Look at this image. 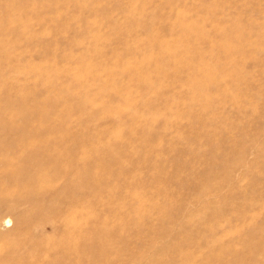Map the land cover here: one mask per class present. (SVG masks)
Listing matches in <instances>:
<instances>
[{
    "label": "rangeland",
    "instance_id": "obj_1",
    "mask_svg": "<svg viewBox=\"0 0 264 264\" xmlns=\"http://www.w3.org/2000/svg\"><path fill=\"white\" fill-rule=\"evenodd\" d=\"M198 70L223 88L200 85ZM4 107L18 113L2 141L30 129L65 142L66 162L83 157L82 264H171L198 244L212 246L198 264H242L253 247L242 215H264V0H0ZM64 180L49 206L4 195L0 216L62 220L51 208L73 192ZM103 220L118 223L121 257L96 254L105 238L91 226ZM55 224L37 232L54 241Z\"/></svg>",
    "mask_w": 264,
    "mask_h": 264
},
{
    "label": "bare ground",
    "instance_id": "obj_2",
    "mask_svg": "<svg viewBox=\"0 0 264 264\" xmlns=\"http://www.w3.org/2000/svg\"><path fill=\"white\" fill-rule=\"evenodd\" d=\"M226 60L227 61L219 60L214 65V70L219 71L220 73H222V70L224 72V69L227 68L226 63L229 61V58ZM203 64L205 63H202V65ZM228 64L229 67L230 63L228 62ZM16 73L21 77L23 72L16 71ZM197 75L198 83L206 87L207 90L213 86L216 87L217 85L219 88L224 86V83L221 84V82L218 81V78L205 80L204 77L201 76L199 70ZM142 82L145 83L143 85H147V87L149 86L145 81ZM8 87L10 89L13 87L11 91L16 95L24 94L23 87L16 88V86H11L10 84ZM64 99L67 100V97H64ZM86 103L87 101L84 100L71 102L72 105L75 104L79 109H83ZM2 111L3 113L0 115V137L2 129L12 124V122H14L13 119L18 113L8 111L6 107H4ZM113 114L117 115L118 112L115 110L113 111ZM28 115L29 113L25 116L26 123L30 119ZM42 128L44 129L46 126L43 125ZM31 131L32 130L29 129L24 133L21 139L18 138V142L13 143L11 140L2 141L0 139V179L5 170H8V172L10 171L9 178L6 180L8 182L5 183L6 181H3L6 177L0 181V204H2L1 201H5L8 196H16V193L24 192L29 196L34 197V201H43L39 203L41 205H52L53 201L58 199L61 191H56L54 188L52 189L51 185L52 182H55L56 184V179H61V177L65 179V185L68 186L69 190L72 189L73 192H70L71 194L68 197L67 203H62L63 205L51 208L52 210L59 211L57 212L59 214L56 218H58L57 220L62 219L60 220L61 222L46 217L41 221L43 224L41 222L36 223L35 221L28 223L23 220V215H18L16 218L13 215V226L10 223L12 220L11 217L7 218L0 216V228L2 227L6 229L9 225L14 227L6 232H3L4 229H0V264H40L47 254L48 259L47 262L45 261L46 264H82L81 259L83 257L81 256L83 255L82 251L85 242V232L83 227L86 222V215H84L85 195L83 191V181L86 174L84 173L85 165L84 163H81L83 157L77 156L73 162H66L58 155V146L65 144V142L58 143L57 140H55L54 135L51 134L43 135L42 140L37 141V135L30 133ZM51 132L52 131H50V133ZM69 167L72 169L68 171ZM154 180L157 181V178L155 177ZM153 183L157 184L158 182ZM51 189V193L48 192V190ZM45 191H47L48 194L50 193V195H48V198L46 199L43 197L44 200H42L43 198H41V196L44 195L43 193ZM4 195L6 198L3 197ZM78 196L81 197L79 198ZM2 197L4 200H2ZM262 197L263 198H260L258 201L259 207L261 208L260 211L264 209V195H262ZM150 204L152 205V203ZM33 213H35V211ZM261 217H264V215H242V223L246 228H251L244 235L245 237L242 242L243 248L253 245L252 248L245 252V260L242 258V264H264V220L260 222L259 220ZM46 222H56V224H61L60 228H58L60 229L58 231L59 233L56 232L58 236L54 241L49 238L48 235L47 237L42 236V234L37 232L39 226L42 225L40 228V230H42ZM56 224L54 226H56ZM116 224L118 223H114V226H112L106 220H103L102 222L100 221V223H95L91 226L94 234H97L96 236L105 238L104 243L106 246L101 250H97V255L102 254L103 256H106L108 254H114L117 255L115 257H121L122 249L117 247L113 240L114 237H117L118 235ZM217 238L216 240L219 241L220 237ZM182 242L185 243L183 240ZM56 247H58V249H56ZM210 248H212V246ZM210 248L208 250L211 251ZM208 250H204L203 246H200V244L195 246V250L192 251L193 253L186 254L180 250L178 255L180 261L171 264H198L197 262L201 260L200 258H202L205 251ZM44 254L45 257L43 256ZM92 254L95 255L93 250ZM196 258H199V260ZM206 258L207 257L204 259ZM42 264H44V262Z\"/></svg>",
    "mask_w": 264,
    "mask_h": 264
}]
</instances>
